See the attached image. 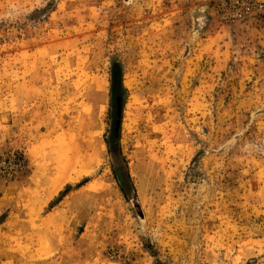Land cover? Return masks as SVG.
Returning <instances> with one entry per match:
<instances>
[{"label":"rangeland","instance_id":"374dc122","mask_svg":"<svg viewBox=\"0 0 264 264\" xmlns=\"http://www.w3.org/2000/svg\"><path fill=\"white\" fill-rule=\"evenodd\" d=\"M0 264H264V18L0 0Z\"/></svg>","mask_w":264,"mask_h":264},{"label":"built area","instance_id":"2783aa9c","mask_svg":"<svg viewBox=\"0 0 264 264\" xmlns=\"http://www.w3.org/2000/svg\"><path fill=\"white\" fill-rule=\"evenodd\" d=\"M223 16L246 22L264 18V0H213Z\"/></svg>","mask_w":264,"mask_h":264},{"label":"bare ground","instance_id":"6f19581e","mask_svg":"<svg viewBox=\"0 0 264 264\" xmlns=\"http://www.w3.org/2000/svg\"><path fill=\"white\" fill-rule=\"evenodd\" d=\"M96 88L99 91H101L103 89V83L99 82L97 84ZM100 103H101V101H98L97 102V106L94 107V109L92 108L93 110L91 109V111L96 113V108L100 107ZM83 111L84 112H81V113L84 114L82 116H84L86 118L87 112H85V110H83ZM85 118H82V119H84V121H85ZM84 121H81V123H83ZM94 123H95V121H93V119H91V120H89L87 122H84V124H83V128H85L84 139H85L86 144L89 145L90 148H91V152L88 153L89 154V157H88L89 161L96 160L97 155L100 152V148L102 147L101 140L95 137V134H94L95 133ZM88 164H92V163L88 162Z\"/></svg>","mask_w":264,"mask_h":264},{"label":"trees","instance_id":"16d2710c","mask_svg":"<svg viewBox=\"0 0 264 264\" xmlns=\"http://www.w3.org/2000/svg\"><path fill=\"white\" fill-rule=\"evenodd\" d=\"M109 82H110V88L112 90V92H115V89H122L121 86V80H120V67L118 65L117 62H115L112 65L111 71H110V78H109ZM117 101V95L115 96V102Z\"/></svg>","mask_w":264,"mask_h":264}]
</instances>
